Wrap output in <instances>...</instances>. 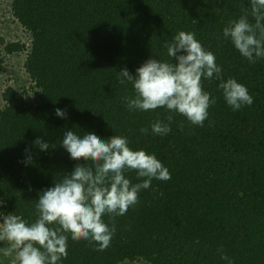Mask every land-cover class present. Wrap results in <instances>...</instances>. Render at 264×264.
I'll list each match as a JSON object with an SVG mask.
<instances>
[{"label": "trees", "instance_id": "trees-1", "mask_svg": "<svg viewBox=\"0 0 264 264\" xmlns=\"http://www.w3.org/2000/svg\"><path fill=\"white\" fill-rule=\"evenodd\" d=\"M248 6L249 0H12L31 42L28 50L19 43L5 49L27 50L25 69L39 98L27 105L13 87L3 92L1 216L33 221L41 191L85 163L62 147L66 131L123 135L134 150L154 153L171 178L153 179L139 203L115 217L106 249L69 237L60 264H227L218 248L233 264H264V59L249 63L222 35ZM180 31L195 32L215 54L223 78L244 84L254 102L233 111L220 81L204 80L216 103L203 126L175 115L167 135H154L151 124L168 113L129 111L124 98L134 96V88L118 74L127 68L135 76L150 58L171 62L163 45ZM37 138L55 147L41 151ZM125 175L139 182L135 171Z\"/></svg>", "mask_w": 264, "mask_h": 264}, {"label": "clouds", "instance_id": "clouds-1", "mask_svg": "<svg viewBox=\"0 0 264 264\" xmlns=\"http://www.w3.org/2000/svg\"><path fill=\"white\" fill-rule=\"evenodd\" d=\"M247 9L238 19L229 21L222 35L254 64L264 59V0H249ZM163 46L171 62L150 58L136 69L135 76L127 68L118 74L121 84L129 81L134 88L135 95L124 98L129 111L164 108L168 113L165 120L157 119L151 124L154 135H167L175 115L185 117L192 125L203 126L209 117L208 109L216 103L212 94L204 90V80L220 81L218 87L233 111L253 104L244 84L235 78H223L215 54L196 39L195 32L180 31ZM55 113L60 118L67 116L60 108ZM178 126L183 129V122ZM140 131L147 134L148 128ZM34 145L41 151L55 147L41 138ZM62 147L71 159L85 163H77L53 187L41 191L33 221L14 214L0 217V242L10 245L0 251L6 256L15 253L16 264H60L67 258L69 237L73 241L94 242L98 250L106 249L116 231L115 217L125 215L138 204L141 191L148 189L153 179L171 178L154 153L134 150L123 135L102 139L95 132L81 136L66 131ZM29 151L25 149L26 153ZM31 162V155H27L26 163ZM130 170L136 172L139 182L133 183L126 177ZM217 251L222 260L233 264L223 248Z\"/></svg>", "mask_w": 264, "mask_h": 264}, {"label": "rangeland", "instance_id": "rangeland-1", "mask_svg": "<svg viewBox=\"0 0 264 264\" xmlns=\"http://www.w3.org/2000/svg\"><path fill=\"white\" fill-rule=\"evenodd\" d=\"M0 110L4 108L3 92L8 87H13L23 98L27 105L36 103L39 98V92L32 89L31 79L25 69L26 53L30 48L31 35L21 26L14 17L12 11V0H0ZM19 43L25 44L26 51H17L14 53L6 52V45ZM0 217L1 216L0 214ZM7 242H0V249L9 247ZM0 264H16L15 253L4 255L0 251ZM125 264H148L143 261Z\"/></svg>", "mask_w": 264, "mask_h": 264}]
</instances>
